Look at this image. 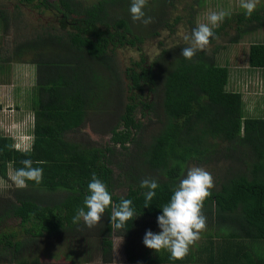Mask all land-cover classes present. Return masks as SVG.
<instances>
[{"label": "trees", "instance_id": "1", "mask_svg": "<svg viewBox=\"0 0 264 264\" xmlns=\"http://www.w3.org/2000/svg\"><path fill=\"white\" fill-rule=\"evenodd\" d=\"M158 1L147 0L146 9L160 7V19L143 34L127 12L131 0H0L1 34L19 27L24 10L50 17L31 38L0 46V85L7 83L4 73L12 63L33 65L35 76L31 142L19 148L13 137L0 134V179L8 180L23 159L44 170L40 184L28 181L27 188L0 192V264H88L90 257L81 248L76 258L46 251L77 238L95 241V259L109 263L114 236L123 237L130 262L264 264V116L245 115L243 94L230 84L234 73L216 59L217 40L227 38L235 45L264 29V1L251 17L243 10L226 17L214 29L213 48L191 60L181 55L187 43L177 38V30L182 26L191 33L205 0ZM178 6L181 12L173 16ZM119 54L127 55L124 68ZM163 59L167 67L160 82ZM246 61L242 76L264 80V43L250 44ZM100 114L109 119L100 126L110 135L105 145L68 137ZM151 125L154 132L144 138ZM190 163L226 166L204 201L202 238L186 257L173 260L167 250L145 247L143 236L149 229L160 231V207ZM92 173L105 182L113 204L133 201L137 217L124 230L112 228L111 206L96 230L89 231L83 221L73 223L89 194ZM145 178L159 184L147 208V189L140 187ZM123 186L126 193L117 195ZM135 246L141 249L139 257Z\"/></svg>", "mask_w": 264, "mask_h": 264}, {"label": "rangeland", "instance_id": "2", "mask_svg": "<svg viewBox=\"0 0 264 264\" xmlns=\"http://www.w3.org/2000/svg\"><path fill=\"white\" fill-rule=\"evenodd\" d=\"M81 1L86 4H91L96 2L97 0ZM161 1L162 0H159L158 3H160ZM262 1L264 0H260V2ZM198 9V14L195 19L196 25L198 22H207L206 16L210 11H219L223 9L226 11H230L231 14L242 11V9L239 7V0H205L204 5ZM124 12H128L130 14L128 9L127 12ZM144 12L146 17H152L153 22L148 25H144L139 21H136L135 23L141 25V32L143 34H147L151 31L157 20L160 19V7L158 6L156 8L147 9L144 8ZM180 12L181 6H178V9L176 10L173 16L180 14ZM47 16L48 15H40L36 11L24 10L19 17L21 22L16 30L12 28L8 31L7 35H4L1 34L0 29V46L3 44V47L5 46L6 48H9L15 40H21V38L28 37L31 38V36H33L34 34L41 32L44 28V25L48 21L46 19ZM48 18L50 17L48 16ZM179 28L180 29L177 30V38L183 40L184 36L186 34H189V32L182 26H179ZM229 35H234L232 29L229 30ZM226 42L227 38L219 39L216 41V44L220 46L216 52V59H218V62L222 65L226 64L227 66H229L230 70H232V73H234V75L231 76L232 80L230 84L233 85L234 89L241 91L243 94V110L245 115H249L248 117L255 118L263 117L264 109L261 112L258 109L263 108L264 106V80L254 82L252 80L253 77H251L250 75L248 78L246 76L243 77L242 73L244 70L248 69L246 59L247 51L250 44L264 43V29L258 30L253 34L245 36L239 43L235 45L228 44ZM212 48L213 45H208L205 51H210ZM146 51L152 52L151 46H149V44L146 45ZM152 53V57H154L155 52ZM124 57L127 58V55L124 54ZM118 58L120 59L119 62L121 63L122 67L124 68L123 61L125 62V58H123V54H119ZM167 61L170 62V58H168ZM167 61L165 59L160 60V63L158 65V69L160 70V72L157 78L160 82L162 81L164 68L167 67ZM33 67V65L24 62L12 63L10 65V69L8 71H5L4 73V78L7 79V83L0 85V134L9 135L13 137L19 148L28 147L32 139L31 131L33 123V114L30 108L31 89L33 88L35 78ZM239 76H242L244 79L240 80L236 78ZM105 117L106 120H104ZM88 120V123H86L83 128L77 130V132L73 134H69L68 137L73 141L82 143H86V141L90 138L91 141L95 144V146L96 144L100 147L105 145L109 141L110 135L104 134L105 132H103L100 126H104L106 125L105 123L109 122V119L107 120L106 114H100V116L96 117L92 115V117H90ZM154 128V125L149 126L148 129L144 132L143 137H149V134L154 132ZM192 166L203 167L205 170L211 173L215 182L217 177L220 176L219 174H221L219 169L221 167L224 168L226 166V163L225 165L220 163H190L185 167L182 178L186 174L187 169ZM13 188H16V186L10 180V174L8 180L0 179L1 193L5 194ZM115 193L117 195H124L126 193V187L123 186L117 188ZM96 228L97 227H93L92 230L89 229V231H93L94 229L96 230ZM201 238L202 236L200 237V239ZM58 243H54L51 247L48 246L46 248V251H48L52 255L56 253H61L62 256L73 254L76 258L79 253H81V248L83 250V256L90 257L89 263L87 262L88 264H98V260L95 259L96 257L94 256V249L96 247L95 241L89 239H84L82 241L81 239L77 238L75 240L69 239L68 244ZM113 243L117 246V252L121 256L120 251L122 250L121 248L124 246V239L122 237L115 236L113 239ZM138 243L139 241L136 242L135 240L136 246H138ZM140 250L141 249L139 247L135 248L136 256H138ZM153 257H156V255H153Z\"/></svg>", "mask_w": 264, "mask_h": 264}, {"label": "clouds", "instance_id": "3", "mask_svg": "<svg viewBox=\"0 0 264 264\" xmlns=\"http://www.w3.org/2000/svg\"><path fill=\"white\" fill-rule=\"evenodd\" d=\"M259 2L260 0H239V7L248 18ZM146 6L147 0H131L129 12L133 22L139 21L144 25L153 22L152 17L145 15ZM230 14V11L223 9L208 12L207 22H198L191 33L184 36L187 46L182 48L181 55L186 60H191L198 51L205 50L210 39L215 36L214 29ZM20 164L22 167L15 168L10 173V180L17 188H27L28 181L36 184L42 182L43 167H34L31 159H23ZM140 187L147 189L144 193V208H147L156 196L159 184L155 178H145L140 182ZM213 188L214 180L210 172L203 167L188 168L184 177L172 189L169 201L160 207L161 214L156 217L160 231L154 233L150 229L146 230L143 236L144 246L157 253L167 250L173 260L186 257L190 247L200 239V234L206 229L207 218L202 209ZM87 190L89 194L84 197L83 206L76 209L73 223L83 221L88 228H93L101 222L109 206L112 207L110 224L115 230H124L127 222L137 217L131 199H121L118 204H113L107 185L95 173L91 174Z\"/></svg>", "mask_w": 264, "mask_h": 264}, {"label": "crops", "instance_id": "4", "mask_svg": "<svg viewBox=\"0 0 264 264\" xmlns=\"http://www.w3.org/2000/svg\"><path fill=\"white\" fill-rule=\"evenodd\" d=\"M254 81L258 82L257 79H255ZM121 249L122 250L120 251V253H121V256H120L117 252V246L113 243V251H112L111 261L109 263H100V261H98V264H114V261H116V264H142V262L140 263L136 259L134 260V262L129 261V259L126 255V252H125V245Z\"/></svg>", "mask_w": 264, "mask_h": 264}]
</instances>
